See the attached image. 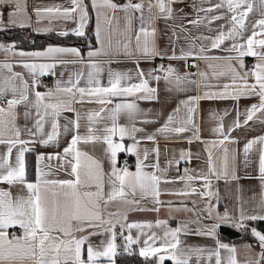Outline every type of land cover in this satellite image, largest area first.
<instances>
[{"label": "snow or ice", "instance_id": "obj_1", "mask_svg": "<svg viewBox=\"0 0 264 264\" xmlns=\"http://www.w3.org/2000/svg\"><path fill=\"white\" fill-rule=\"evenodd\" d=\"M205 2L210 6L203 7ZM70 3L69 8H36L35 14L38 19L47 15L49 19L57 17L78 20L74 34L84 36L89 21V5L84 0H70ZM181 3L184 0H155L154 5L150 2L146 4L144 0L139 3L126 0L123 4L116 0H91V7L96 10V38L100 47L88 52V63L84 65L90 69L87 74L83 71L75 72L66 83L58 79L54 88L42 85L41 78L55 75L58 64L83 63L85 58L81 56L79 49L49 46L43 51L14 52L13 55L24 58L17 64L26 71H15L13 63L0 62V145L5 148V152L0 153V184L7 185L6 188L0 187V264H101L102 258L108 264H115L118 226L121 229L127 228L129 232L132 229L140 230V235L145 239L139 255L145 259L155 258L157 264H165L166 261L171 264H264V231L250 227V222H264V191L261 192L258 204L260 210L257 212L250 214L241 205L238 213L225 210L222 214L216 212L213 215L210 200L216 194L211 190V177L219 179L220 174L212 164L211 152L208 174L196 177L185 169L184 175L179 177V180L188 182L185 189L171 194L198 195L209 199L206 209L208 217L214 222L211 226L198 227L195 235L212 237L214 248L186 245L181 235L190 234L187 224L171 228L167 226L166 220H157L155 227L164 228L161 234H157L145 231L154 227L152 222L121 224L120 219H114L120 217L126 221L127 213L107 212V219L105 218L108 206L114 203L129 205L130 210L158 212V205L163 203L159 199L162 193L161 183L175 182L167 179L166 169L160 167L158 146L152 149L155 161L146 163L150 150L141 149V141L136 137L137 133L144 131L135 126V120L141 111L138 104L132 101L107 107L113 104L114 98L157 99V89L150 86V80L159 82L164 79L168 84H174L179 91H184L185 85L197 84L195 79L190 78V73L180 75L172 66L164 69L161 65L159 69L148 73L138 67L140 58L151 59L157 55H165L156 48L157 19L165 22L185 19L188 25L196 28L204 26L208 31L216 32L215 36H193L191 30L182 23L172 27L170 43L183 38L187 43V50L181 48L180 55H176L173 49V54L167 58L186 60L193 57L205 61L206 69L199 71L198 76L200 87L209 90L180 101L179 106L168 115L166 123L157 129L158 134H182L191 130L193 137L197 138L195 115L201 100L232 99L238 102L241 98H258V102L251 104L243 113L236 109V118L229 126L228 133L225 132L223 117L212 114L211 119L219 120L213 132L223 137L219 141H213V144L223 145L226 141L238 143L230 138L231 131L246 126L254 119L264 123V0H259L260 18L250 25L248 17L253 12V0H217L214 4L211 0H200L199 5L193 0L192 7L196 9V17L193 19H189L182 8L174 7ZM6 10L9 25L29 26L31 17L27 14L24 0H0V30H3L5 24ZM118 13L123 14L122 30L119 27ZM210 13L218 14L209 15ZM218 20H225L226 23L212 29L210 25ZM134 21H139L138 28L134 27ZM68 34L67 31L60 33L62 36ZM13 48L14 45L0 44V50L6 53ZM121 49L129 58L133 57L134 52L140 54L136 57L135 72V78L139 82L131 83L134 78L131 72L109 68L105 85L101 80L105 69L96 58L103 56L110 59L113 52L119 55ZM210 50L229 54L208 55ZM65 55L74 56L76 60L61 59ZM245 57L255 58L256 62L251 68L246 69ZM187 66L198 67L195 64ZM157 71L165 74L155 75ZM210 77L217 80L226 77L229 82L212 85L205 82ZM82 80L85 81V86H80ZM41 86L47 90L39 91ZM77 103H95L100 107L99 110L88 111L82 117L74 107ZM21 107L22 113L18 111ZM65 112H74L75 118L62 125L60 121ZM121 114H125L133 123L120 124ZM241 115L244 116L242 122ZM21 116L26 122L31 121L32 126L29 127L26 123L21 128L17 123ZM82 119L86 120V131L83 134L80 132ZM25 133L27 139L23 138ZM68 133H71V139L62 151L37 156L35 179L29 181L25 154L35 150L29 145L39 143L44 147H59L61 136ZM157 133L147 134L143 139L154 142ZM125 138L133 142L125 145ZM256 145H260L258 179L264 189V136L249 140L243 147V153L247 164V156ZM97 152L99 155H96ZM224 152L223 176L227 177L226 147ZM121 153L135 155L134 171L129 169L127 162L120 166ZM190 155L182 151L180 159H188ZM172 164L173 161H168L169 166ZM149 168L153 171H148ZM59 173L65 174V178H54ZM233 178L236 177L233 175ZM196 179L204 181L203 191L198 192L192 187L191 182ZM13 189L16 190L15 194ZM141 199H151L157 207L143 208L140 206ZM175 210L195 211L186 206ZM196 216V222L201 223L200 214L196 213ZM104 225L107 227H103ZM17 226L21 230L20 235H16L15 231L10 232ZM221 227L249 231L255 238L259 251L252 244L243 245L246 254L241 262L238 259L239 249L220 239ZM105 232L110 234V239L102 241L99 246L90 242V237L103 235ZM124 240L128 250L131 245L140 243L138 238H133L130 234ZM222 253H226V257Z\"/></svg>", "mask_w": 264, "mask_h": 264}, {"label": "crops", "instance_id": "obj_2", "mask_svg": "<svg viewBox=\"0 0 264 264\" xmlns=\"http://www.w3.org/2000/svg\"><path fill=\"white\" fill-rule=\"evenodd\" d=\"M27 5V14L31 17L29 26L34 31H47L53 30L56 32H65L73 33L74 29L78 27V20H65L62 18L53 17L49 19L47 15L37 18L35 14L36 8H48V7H57L60 8H69L71 7L70 0H24ZM117 3L123 4L126 0H116ZM133 3H139L138 1H132ZM144 2L155 4V0H144ZM217 0H211V3H216ZM84 3L89 5V18L91 17L92 23V31L94 41L89 43L87 42L85 45H81L78 43L72 42H47L40 46H20L16 45L12 41L4 40L0 38V44L5 46H12L14 48L11 52H4L0 50V62H9L14 64L15 71H26L22 67H20L17 62L20 61L21 58L18 55H13V53H18L21 51L24 52H32V51H43L46 50L49 46H59L66 48H76L79 49L81 56L85 59L83 63H66V64H58L55 69V75H47L41 78L42 85H46L48 88H54L56 81L59 79L62 82L68 80L70 76H72L75 72L83 71L85 74L90 70L84 65L88 63V52L98 49L100 44L96 38V10L91 7V0H84ZM196 4H200V0H195ZM193 0H184V3L174 5L177 9H183L184 13L188 14L189 19H193L196 17V9L192 7ZM207 8L210 5L205 2L202 5ZM259 0H253V12L249 14L248 24L250 25L254 20L260 18L259 15ZM154 11L155 8H154ZM218 13H210L209 15H216ZM119 19V27L121 30L124 26L123 14H117ZM145 15L147 16V11L145 10ZM203 16V13L200 14ZM186 25L190 30L193 36L196 35H206V36H215V31H208V29L204 26L199 28L193 27L192 25L187 24V20L178 19L176 21H167L165 22L163 19H157L155 22L156 27V48L158 52H163L165 55L161 57L157 55L151 59H139L138 67L142 69L145 73L152 72L153 69H159L162 62L165 63V68L167 69L169 66L174 67L180 75H184L185 73H190L191 79H195L197 81L196 85H185L184 91H179L174 84H168L164 79H161L159 82L155 80H150V86L157 89V99L154 100H143L136 99L135 97H123V98H114L113 104L107 105L108 108L113 107L115 103L122 102H132L135 101L139 108L140 113L135 120V126L138 128L144 129L143 132H139L136 134L137 139L141 141L140 148H148L150 150L149 158L146 163H152L155 161V154L152 152V149L159 147V164L162 169H166V177L169 180H174V183H161L160 187L162 189V193L159 197L160 201L163 203L158 205L159 211H136L130 210L131 206L124 205L120 203H114L108 206L105 218L107 219V212H117L127 213V220L121 219L120 217H114V219H120V223H146L152 222L154 227L152 229H145L146 232H156L157 234H161L164 231L163 227H155V221L157 220H166L168 222V227L175 228L179 227L182 224H187L190 234L181 235V239L185 242L186 245L193 246H201L207 248H214L215 242L212 237L207 236H198L195 235V232L198 227L201 226H211L214 222L212 219L208 217V210L206 209V205L209 203L208 198H202L198 195L191 196H179L171 193L178 192L182 189H185L187 181L179 180L180 176L184 175V170L188 169L189 174L199 177L208 174L209 170V152L212 153V164L215 165L216 171L220 174V178L217 179L214 176L211 177V190L216 194L214 195L210 202L213 205V215L216 212L224 213L225 210L230 213H238L239 208L243 205L244 209L248 213H254L259 211V200L261 196V192L264 189L261 188L259 176V148L260 145H256L254 149L247 156L248 163H245V155L243 153L244 145L251 139H254L259 136H264V123H260L259 120L254 119L253 121H249L246 126H242L240 128H236L234 131L229 133L230 138L238 141V143H230L225 142V144L221 145L219 143L213 144V141H219L223 137L219 134L213 132V129L216 128L219 124V120L211 119L213 113L217 114L218 117H223V124L225 128V132L228 133L229 126L232 125V122L236 118V109L238 108L241 113L249 107L253 103L258 102V98H241L238 102L232 99H213V100H201L199 101V105L197 108V112L195 115V123L197 125V133L196 137H193V131H187L182 134H158L157 129L162 127L166 121L168 115L173 113V110L179 106L180 101L187 99L190 96L201 95L204 91H208L209 89L200 87V78L198 76L199 71L206 69V62L190 57L186 60H173L168 59V56L173 54V49H175V54L180 55L181 48L187 50L186 41L181 38L178 42H171L170 37H172V27L179 24ZM225 20H218L213 22L210 27L212 29H217L220 25L225 24ZM139 21H134V27L138 28ZM18 26V25H16ZM116 26V22H113V27ZM14 27L9 25L7 22V10L5 14V24L4 28ZM87 27V26H86ZM86 32V28H85ZM250 34V33H249ZM228 42H226L227 44ZM115 47V35H114V45ZM134 46V45H133ZM208 55L213 56H226L229 53L222 52L220 50H210ZM140 54L135 53L132 58H129L127 55L121 52L119 55L113 52L111 54V58L109 57H98L96 58L104 67L105 71L101 77L102 83L107 84V72L108 69L111 68L116 71L121 72H131L133 75V80L131 83H138L139 81L135 78V72L137 69V61L136 57ZM61 59L65 61H75L76 58L71 55L62 56ZM29 62H47V61H29ZM255 58L253 57H245L244 63L247 68H251L255 64ZM222 63V61H221ZM195 64L198 67H188L187 65ZM62 74V75H61ZM155 75L163 76L165 73L157 71L154 73ZM206 83L216 85V84H224L228 83V78H220L219 80L215 78H209ZM249 82L252 80L250 78ZM80 86H85V81H81ZM171 89V90H169ZM39 91H46L47 88L41 86ZM215 91L216 89H211ZM76 110L80 112L81 116H85V114L90 110H99V105L95 103H85L80 104L77 103L74 105ZM19 112H23V108L18 109ZM225 112L228 114L225 115ZM183 115V111L181 112ZM259 115V114H258ZM75 118L74 112H65L61 118L60 123L63 125L68 120H72ZM241 122L244 120V116L240 117ZM144 121H152L151 123H145ZM17 123L24 127L27 123L29 127L32 126L31 121H25L21 116ZM119 123L124 125H131L133 121H130L125 114H121ZM86 120H81V128L80 132L83 134L86 131ZM157 133L156 140L148 141L143 139L147 134ZM167 136V138H165ZM23 138H28L27 134L23 135ZM71 139V133L61 136V143L59 147L48 146L44 147L39 143L31 144L29 147L34 148V151H30L27 153L31 154L32 161V170L31 174L28 175L29 181H34L36 174V167L38 164L37 156L41 153L49 154L62 151L63 147L67 146V143ZM191 141V142H189ZM133 141L131 139L125 138V145H130ZM228 149L227 157H228V176H223L224 171V148ZM190 153V158L181 160L180 153L181 152ZM5 152V148L3 145H0V153ZM26 153V154H27ZM25 154V159H26ZM99 155V152L96 153ZM13 157H15V150L13 153ZM124 157L129 166V169L134 171L136 164V157L130 153H121L119 156ZM173 161L171 166L168 165V161ZM179 161V163H176ZM55 164V161H53ZM120 166H123L120 161ZM148 171H153V169L149 168ZM233 175L236 178H233ZM54 178H65V174L59 173ZM192 187L196 188L197 191L204 190V181L200 179H196L191 182ZM0 187H7V185L0 184ZM166 190V191H165ZM15 189H13V194H15ZM139 199V197H137ZM195 202V203H193ZM140 206L146 209H152L157 207L151 199H141ZM189 209H195V211H176L175 209L184 207ZM196 213L200 214L201 223H197ZM257 225V228L261 231H264V222H254ZM103 227H107L104 225ZM11 231H15L16 235L21 234V230L17 226L15 229H11ZM117 231V239L116 244L118 245L117 251L119 249L128 250L126 241L124 237L127 235H132L133 238H138L140 243L133 244L130 247L135 248L138 252L141 247H143L144 236L140 235V230L132 229L131 232L127 230V228L121 229L119 226L116 229ZM220 239L224 243H228L229 245H235L239 249L238 259L243 262L245 259V250L243 249V245L252 244L256 251H259L258 245H256V240H248V239H229L219 234ZM110 239L109 233H104L103 235H94L90 237V242L94 246L101 245L102 241H107ZM226 257V253H222ZM101 264H108L105 258L101 259ZM154 264H157L154 258ZM165 264H171L170 261H166Z\"/></svg>", "mask_w": 264, "mask_h": 264}, {"label": "trees", "instance_id": "obj_3", "mask_svg": "<svg viewBox=\"0 0 264 264\" xmlns=\"http://www.w3.org/2000/svg\"><path fill=\"white\" fill-rule=\"evenodd\" d=\"M0 38L12 41L20 46H40L47 42H72L85 45L87 42L91 43L94 41L91 17L87 23L84 36H76L73 33L62 36L59 32L53 30L34 31L28 26H14L0 30ZM26 163L28 175H30L32 170L30 153L26 154ZM251 226L257 227L254 222H250V227ZM219 234L229 239L255 240V238L250 235L249 231H238L227 227H221L219 229ZM114 260L115 264H154V258L149 257L145 259L139 255V252L135 248H132L131 250L119 249Z\"/></svg>", "mask_w": 264, "mask_h": 264}, {"label": "built area", "instance_id": "obj_4", "mask_svg": "<svg viewBox=\"0 0 264 264\" xmlns=\"http://www.w3.org/2000/svg\"><path fill=\"white\" fill-rule=\"evenodd\" d=\"M132 1H138V0H132ZM161 65H163L164 68H165V63H164V62H162ZM161 65H160V66H161ZM120 161H121V164H122V165H124V162H126V160L124 159V157H120Z\"/></svg>", "mask_w": 264, "mask_h": 264}, {"label": "water", "instance_id": "obj_5", "mask_svg": "<svg viewBox=\"0 0 264 264\" xmlns=\"http://www.w3.org/2000/svg\"><path fill=\"white\" fill-rule=\"evenodd\" d=\"M255 227V226H254Z\"/></svg>", "mask_w": 264, "mask_h": 264}]
</instances>
